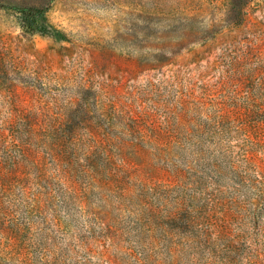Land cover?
<instances>
[{
    "label": "rangeland",
    "instance_id": "obj_1",
    "mask_svg": "<svg viewBox=\"0 0 264 264\" xmlns=\"http://www.w3.org/2000/svg\"><path fill=\"white\" fill-rule=\"evenodd\" d=\"M0 264H264V0H0Z\"/></svg>",
    "mask_w": 264,
    "mask_h": 264
},
{
    "label": "trees",
    "instance_id": "obj_2",
    "mask_svg": "<svg viewBox=\"0 0 264 264\" xmlns=\"http://www.w3.org/2000/svg\"><path fill=\"white\" fill-rule=\"evenodd\" d=\"M15 10H18L20 13H24V16H25V13L27 12V9H19V8H15ZM27 25H32V22L31 23H29V22H27L26 23Z\"/></svg>",
    "mask_w": 264,
    "mask_h": 264
}]
</instances>
